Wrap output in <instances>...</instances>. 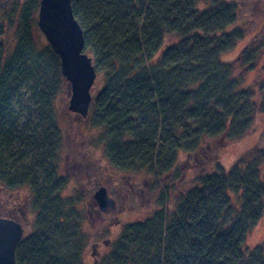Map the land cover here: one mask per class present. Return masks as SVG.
I'll return each mask as SVG.
<instances>
[{
  "label": "trees",
  "instance_id": "1",
  "mask_svg": "<svg viewBox=\"0 0 264 264\" xmlns=\"http://www.w3.org/2000/svg\"><path fill=\"white\" fill-rule=\"evenodd\" d=\"M19 1L25 3L21 35L0 66V184L27 188L35 217L33 233L16 247L15 264H83L87 238L78 201L61 197L55 165L63 135L54 102L64 79L50 48L49 78H42L43 51L34 50L30 37L39 0ZM71 8L101 79L86 120L102 131L113 169L144 175L136 199L153 208L142 221L123 225L96 264H264V241L243 248L264 220V151L239 159L228 172L221 164L224 147L247 136L256 114H264V75L258 86L244 82L259 69L264 42L251 40L234 60L222 59L248 34L236 27L239 6L231 0H71ZM170 38L177 41L167 44ZM35 74L33 110L24 115L13 95Z\"/></svg>",
  "mask_w": 264,
  "mask_h": 264
},
{
  "label": "rangeland",
  "instance_id": "2",
  "mask_svg": "<svg viewBox=\"0 0 264 264\" xmlns=\"http://www.w3.org/2000/svg\"><path fill=\"white\" fill-rule=\"evenodd\" d=\"M19 1V0H18ZM17 0H0V24H4V33L0 39L2 47L1 68L9 61L18 45L21 35V16L25 3ZM240 8L239 19L236 27L248 32L247 37L240 41L232 51L223 56V61L234 60L238 53L246 47L251 40L258 43L264 42V0H231ZM37 9L32 15L30 24L31 43L36 52L43 51V76L49 78L48 50L49 45L44 36L36 26ZM177 39L166 40L167 44L176 42ZM88 56V55H87ZM264 64V56L261 58L259 69L250 72L245 77V84L258 86L263 80L261 71ZM39 74L30 75L16 88L12 103L15 108H22L24 115L31 112L32 102L30 96L37 89ZM39 86V85H38ZM101 87V79L96 77L91 88V98L94 97ZM70 91L67 83H60V90L54 102L55 119L63 135L59 154L55 158L56 172L58 178L64 183L60 193L64 199L77 200L76 210L81 217V231L86 235L87 243L82 254L83 264H94L95 259L105 255L110 243L119 235L121 227L125 224L142 221L153 209L144 201L136 199V194L142 193L144 175L123 173L113 169L108 163L102 148L103 133L100 129L93 127L86 119L74 121L66 111ZM257 150L264 151V114H256L250 132L238 142L227 144L221 155V164L225 172L239 159L248 160ZM184 156L180 157L183 161ZM191 175V174H189ZM259 179L264 180V160L260 165ZM104 188L115 207L112 211L103 213L93 200V194ZM21 198V209L23 211L21 224L23 226V237L34 231L33 221L35 212L30 206L29 191L27 188L7 189L0 184V204L7 200L13 201L15 196ZM27 197V198H26ZM232 201L236 198L231 195ZM14 198V199H13ZM138 198H142L139 196ZM26 201H24V200ZM25 203L27 205L25 206ZM133 205V206H132ZM25 207V208H24ZM264 241V220L248 232L244 241V249L252 250ZM95 247L93 256L91 248ZM95 258V259H94Z\"/></svg>",
  "mask_w": 264,
  "mask_h": 264
},
{
  "label": "water",
  "instance_id": "3",
  "mask_svg": "<svg viewBox=\"0 0 264 264\" xmlns=\"http://www.w3.org/2000/svg\"><path fill=\"white\" fill-rule=\"evenodd\" d=\"M36 26L58 58L60 74L68 85L70 96L66 111L86 119L96 72L91 58L84 53L83 32L73 16L71 0H39ZM93 200L103 213L115 207L104 188L93 194ZM22 237L23 230L18 223L0 219V264H15V250ZM91 250L93 256L95 247Z\"/></svg>",
  "mask_w": 264,
  "mask_h": 264
},
{
  "label": "flooded vegetation",
  "instance_id": "4",
  "mask_svg": "<svg viewBox=\"0 0 264 264\" xmlns=\"http://www.w3.org/2000/svg\"><path fill=\"white\" fill-rule=\"evenodd\" d=\"M24 201H26V200H24ZM20 202H21L20 196L16 195L15 199L13 201H10V199H9L5 203H3V204L1 203L0 204V219L12 220V221L18 223L23 230V226L21 224V217L24 214H23V211L21 209V205H24V204L23 203L21 204ZM26 205H27V203H25V206Z\"/></svg>",
  "mask_w": 264,
  "mask_h": 264
}]
</instances>
